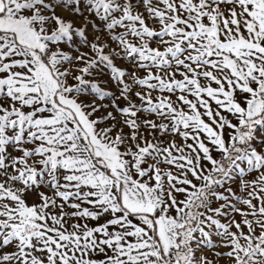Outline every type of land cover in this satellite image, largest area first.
<instances>
[{
  "label": "snow or ice",
  "instance_id": "obj_1",
  "mask_svg": "<svg viewBox=\"0 0 264 264\" xmlns=\"http://www.w3.org/2000/svg\"><path fill=\"white\" fill-rule=\"evenodd\" d=\"M0 264H264V0H0Z\"/></svg>",
  "mask_w": 264,
  "mask_h": 264
}]
</instances>
